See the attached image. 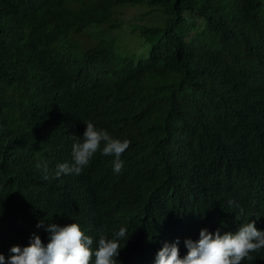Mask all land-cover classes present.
Here are the masks:
<instances>
[{"label":"trees","instance_id":"obj_1","mask_svg":"<svg viewBox=\"0 0 264 264\" xmlns=\"http://www.w3.org/2000/svg\"><path fill=\"white\" fill-rule=\"evenodd\" d=\"M140 7L154 24L128 40L119 12ZM260 99L264 0H0V253L57 211L79 221L72 194L105 235L126 227L120 264L209 224L264 230V127L246 118ZM85 120L129 140L120 172L98 151L83 175L89 162L55 177ZM239 264H264V247Z\"/></svg>","mask_w":264,"mask_h":264},{"label":"clouds","instance_id":"obj_2","mask_svg":"<svg viewBox=\"0 0 264 264\" xmlns=\"http://www.w3.org/2000/svg\"><path fill=\"white\" fill-rule=\"evenodd\" d=\"M193 34L191 31L188 36ZM52 117L58 124L57 129L64 133L62 126L65 120H70L68 112L53 113ZM246 118L254 128L264 127V99L255 103ZM82 122L79 133L71 130L65 133L70 153L62 162L54 164L52 175L63 178L79 175L89 162L83 175L97 161L98 151L101 157H112V172L118 174L124 163L121 153L128 148L129 140L114 138L91 121ZM35 166L41 170V179L48 180L47 167L40 163ZM72 198L81 210L79 221L66 220L59 211L50 222L39 219L23 242H13L1 248L0 264H120L121 241L125 243L129 237L126 227L120 226L110 235H105L101 218L93 211L95 203L82 200L81 194H72ZM227 203L233 206L232 200ZM202 215L190 214L181 218L194 220ZM262 247L264 230L257 218L249 216L232 229L209 224L188 237L161 239L154 244L143 264H239L250 252Z\"/></svg>","mask_w":264,"mask_h":264},{"label":"rangeland","instance_id":"obj_3","mask_svg":"<svg viewBox=\"0 0 264 264\" xmlns=\"http://www.w3.org/2000/svg\"><path fill=\"white\" fill-rule=\"evenodd\" d=\"M146 11V7H140L139 10L138 9H121L119 12V16L118 18L128 27L125 29L126 34H124V37L128 40H133L134 36L137 37L140 35L141 30L147 29L149 27H151L154 22L150 21L151 17L149 16H145L144 19L145 21H143L140 17H139V12L145 13ZM153 19H156L157 16L153 15L152 17ZM129 31V32H128ZM127 34H131L133 37L128 36ZM84 43H86V45L89 44V41L87 39L83 40ZM134 43H139L138 40H136ZM141 43L137 46H135V48L137 49L138 47L140 48ZM143 50V49H142Z\"/></svg>","mask_w":264,"mask_h":264}]
</instances>
